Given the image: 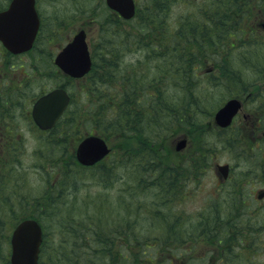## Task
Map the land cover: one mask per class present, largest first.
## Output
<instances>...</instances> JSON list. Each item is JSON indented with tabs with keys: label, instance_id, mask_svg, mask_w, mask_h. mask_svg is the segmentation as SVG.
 Segmentation results:
<instances>
[{
	"label": "rangeland",
	"instance_id": "374dc122",
	"mask_svg": "<svg viewBox=\"0 0 264 264\" xmlns=\"http://www.w3.org/2000/svg\"><path fill=\"white\" fill-rule=\"evenodd\" d=\"M6 2L0 0V5ZM135 2L141 16H137L135 21L122 20L119 26L115 25L129 36L124 40L127 49L119 52L118 62L113 61L111 54L102 58L111 68L101 72L97 80L100 82L109 77L114 82L110 86L97 84L104 88L99 99L107 103L110 98L119 99L125 94L127 85L133 82L135 91L128 96L131 110L140 102L143 112L146 110L144 116L153 115L152 102L161 97L170 106L167 112H160V118L170 120L171 113L174 115L181 108L188 113L189 123H177L172 119L166 124V129L155 122L156 118L151 122L144 120V116L137 119L141 123L142 135L147 137L145 141L153 140V143H144V147H149L146 149L148 154H153L149 162L179 163V171L183 165L184 172L177 174L176 182L168 190L148 185L150 181L143 185V190H129L138 183L126 167L119 170L118 180L107 187L97 181L98 174L91 173L90 169L85 172L74 170L70 180L65 181L63 174L67 171L63 168L64 162H77L76 147L88 134L100 136L111 148L110 154L99 162L145 160L138 158L141 157L139 153L122 149L120 139L128 135L120 130L115 133L113 124L105 126L102 123V119L113 113L110 104L100 108L101 111L107 110L109 115L105 117L98 114L96 118L93 112L88 111L98 99L97 93L94 95L89 90V76L93 73L70 79L64 72L56 76L54 72L46 71L49 69L46 66L54 62L55 54L80 29L87 32L92 59H98L97 49L102 53L105 51L107 44L102 46V43L108 35L107 29L103 32L99 23L91 21L95 15L103 19L108 17L107 11L110 10L105 0H37L42 25L35 51L10 56L0 47V162H4L0 168L6 171V175L11 162V209L8 184H5L0 192V219H4L0 224L1 231L6 233L10 225V212L12 228L17 219L34 211V205L28 198L22 199L24 196L32 198L45 191L47 196L51 193V201L59 199L62 203V189L67 208L75 215L76 222L84 215L94 219L101 216L105 219L103 224L110 228L123 226L121 241H124L128 235V222L135 221L136 232L146 237L147 244H153L162 256H166L165 250H172V256L192 258L193 264H207L208 259L217 254L218 246L206 236L192 242L186 231H182V238H177V241L170 239L171 245L155 242L170 227L189 230L192 225L201 230L200 221L202 218L205 220L206 214L212 215L209 218L217 214L210 210V206L214 201L219 203L220 199L224 210L218 213L224 221L237 218L245 226L244 233L233 238L237 244L238 262L244 258L264 261V198L258 200L256 197L257 192L264 189V27H258L255 18L264 19V0H248L244 14L230 16L225 24L233 31V36L224 39L216 36L221 28L219 14L222 15L224 10L221 0H165L161 17L151 16L153 22H147L149 29L155 30L152 34L137 31L135 23H144L142 13H150L153 6L147 0ZM94 11L96 13L88 15ZM206 26L210 27V37L200 30ZM192 27L196 28L194 32H191ZM133 33L138 36L136 42H132L130 35ZM38 58L39 62L47 65H36ZM221 63L222 66L226 64L230 71L225 69L228 71L225 74L219 71ZM57 85L72 95L68 113H64L54 129L48 132L39 130L32 120L30 123L31 103L38 94ZM231 97L241 99L242 109L229 126L220 128L215 122V114ZM69 123H73V127L66 131ZM182 140L187 145L177 149ZM129 143L135 144L137 140ZM144 147L140 146L141 149ZM196 159H200L198 161L202 164L199 171L192 169L191 161ZM216 163L231 166L225 184L218 182ZM63 181L66 183L62 184ZM73 182L77 190L72 195L69 183ZM229 194L234 206L228 204ZM239 200L243 205H239ZM58 216L62 217L60 211ZM163 218L165 222L170 221V227L160 226ZM39 221L44 225L46 239L52 236L59 239L54 221L47 217ZM241 246L248 250L240 251ZM0 248L4 258L9 250V242L5 238H2ZM171 262L178 263V260L172 258Z\"/></svg>",
	"mask_w": 264,
	"mask_h": 264
},
{
	"label": "trees",
	"instance_id": "16d2710c",
	"mask_svg": "<svg viewBox=\"0 0 264 264\" xmlns=\"http://www.w3.org/2000/svg\"><path fill=\"white\" fill-rule=\"evenodd\" d=\"M147 1L149 5L153 7L150 8V13H142L144 23H140L138 25L137 23H135V26L136 28H138L136 29L137 31L152 34L155 30L149 29V27L147 26V22H153V20L150 19L152 18L151 16L160 18L161 13L166 5L164 4L165 0ZM221 2V6L224 7V10L222 11V15L221 13L219 14L220 19H218V21H220L219 23H221V28L216 32V36L220 39L221 37L224 39L227 36H233V31H230V29H227L226 27V20L230 16L244 14L243 10L247 5L248 0H221ZM233 10L234 12L231 15V12ZM107 12L109 15L104 19L98 17L97 15L93 16V20L91 19L92 22L95 21L100 24V26L103 28V32L107 29L106 32L108 35H106V40L102 43V46L107 44L105 51L102 53L100 49H97L99 50L98 59H96V57L95 60L93 59V67L90 71V74H93L89 76V90L90 92H93L94 95L97 93L98 99L93 103V107L88 111L93 112L96 118L98 117V114L100 115V117H105V115H109L106 112L107 110L101 111L100 108H102L104 104H110L109 107L113 110V113L105 120L102 119L101 121H106L105 123H102L105 124V126L107 124H113L115 128H112V130L115 133L121 131L123 134L128 135L125 138L120 139L123 143L122 149L139 153L141 157L138 158L144 159L145 162H102L99 165H96V167L92 168L80 166L79 164H77V162H64L63 168L65 171H67L63 174L64 179L66 182L70 180L71 174H73L74 170L85 172L86 169H90L91 173L93 172L98 174L97 181H99L104 187H107L115 180H118L120 176L119 170H121L123 167H126L129 173L132 175L133 179L138 183L134 188H131L129 190H143V185L148 181H150L148 185L160 187L163 190H168L173 182H176L177 174L180 173L182 175V173L184 172V166L181 165V170L179 171V168L177 167L179 163L149 162L153 155L151 156V153L148 154L146 149L149 147H144V143L147 145L149 142L153 143V140L149 138V140L147 139V142L145 141V138L147 137H145V135L142 136L141 129L139 128L141 123L139 121L137 122V119L139 117L142 116L143 118L146 110L145 112H143V104L132 106V110L129 107L131 103H129L128 96L135 91L134 83L131 82V84L127 85V88L124 91L125 94L119 97V99L111 100L110 98L108 100V103L104 102L102 99H99V97H101L99 93L104 94V88H100L97 84L100 83L106 86H110L114 82V79L111 81V78L109 77H105L104 79H101L100 82H98L97 77L99 78L101 76V72H107L111 68V65L107 64V60H104L102 58H105L108 54H111L113 61L118 62L120 56L119 51L124 52L127 49V44L124 40L125 38L129 37L125 36V34L120 29L118 30L116 27L119 26L118 24L123 19L116 16L112 11ZM94 13L96 12L94 11L91 14L89 13L88 15H92ZM137 16H141V13L138 11V9L135 13V16L133 17L134 19L132 18L130 20L135 21ZM112 27H115L116 30H114ZM194 28L195 27H192L191 32H194ZM200 30H202V32L204 33L203 35H206V37H210V27H200ZM130 36L132 42H136V38H138L137 34L133 33V35L131 34ZM114 48L117 50L112 53ZM111 64L115 67H118V65L115 63ZM222 64L223 63H221L219 66V71L224 74L225 72H228L225 71V69L230 71L229 67L226 64H224V66H222ZM93 70L95 72H92ZM115 73L116 71L114 70L113 74ZM124 79L125 78H122V80ZM152 105L153 111L155 110L153 115L147 114L146 117L144 116V120L146 118L151 122L156 118L155 122H157L159 126L161 125V128H165L167 123H171L172 119L177 123H187L189 121V117L187 115L188 113L184 112L182 108L177 110L174 115L173 113H171L172 116L169 117L170 120L160 118L158 116L160 112H167V108L170 106V104L168 102H165L161 97L155 98L154 102H152ZM64 113H68V108ZM193 121L194 119L192 117L191 123H193ZM71 124L73 123L68 124L66 131L70 130L73 127ZM103 124L101 125L103 126ZM128 126L131 127L129 128ZM125 127H128L129 129H125ZM172 130L173 129L170 128V131ZM187 134L190 133L187 132ZM134 140H137V143H129L134 142ZM140 146L144 147V149H141ZM151 146L154 147V145H150V147ZM200 159L191 161L193 162L192 169L194 171H199L201 169V161H198ZM66 182L63 181L62 184ZM69 186L71 187V193L73 195V193H75L74 191L77 190L75 189V182L69 183ZM231 191L233 192L232 189ZM60 194V198L64 197V199L61 201L62 203H59V199L57 201H51V193L50 195L46 196V199L44 197H42L41 199L40 196L37 198H33V202L37 206L35 213L41 218L47 217L50 218V220L54 221V223L56 224L54 226L58 228L56 231H58V234L60 235L58 240H56L52 235L51 239L44 238L39 257V264H190V262L193 260L192 258H185L183 256H172L174 255V252L172 250H170V252L168 250H165L166 256H162L159 253L158 249L153 247V244H147L148 242L146 237L141 236L139 232H136L135 221H129L127 224V243L126 239L124 241H121V236L123 233V226L121 224L119 226H113V228H110L108 224L107 226L103 224L105 219L101 216L94 219L91 216L85 215L78 222H76L74 218L75 215L71 214L70 210H68L67 208V204L65 201L66 196L63 194L62 189L60 190ZM225 200L227 199L225 198ZM242 203V200H239L240 206L243 205ZM59 204L64 206V208ZM228 204L234 206V201L231 197V194H229L228 197ZM236 207H238V205H235V208ZM142 210L144 209H141V211ZM210 210L216 211L217 214L212 218H209L212 215L206 214L205 220L202 218L199 223L201 230L193 228L192 225L191 229L189 230L183 228L179 230L173 229L170 227L171 225H169L170 221L167 220V222H165V218H163L160 222V226L163 228H170L166 234L160 236L161 238H159L155 242V244L165 242L166 244L171 245L169 244L170 239L177 241V238H182L180 236L181 232L186 231L188 238L192 242L197 241L202 236H206L215 241V244L218 246L217 254H213L208 259L207 264H237L238 258L235 252V247L237 244L233 242V238H235L237 234L242 235L244 233L245 226H243L244 224L237 218L229 219L227 222L224 221V218L221 217L218 213V211L221 212V210H224V208L220 204V199L219 203H216L214 201V203L210 206ZM59 211L62 217L58 216ZM52 227L53 225L51 226V228ZM137 227L142 228L141 226ZM238 242L240 243V240H238ZM134 244L136 247H134ZM245 249L248 250L247 247L241 246L240 251H245ZM172 258L174 260H178V263L171 262ZM238 263L264 264V261H249V259L244 258L241 262Z\"/></svg>",
	"mask_w": 264,
	"mask_h": 264
},
{
	"label": "water",
	"instance_id": "95a60500",
	"mask_svg": "<svg viewBox=\"0 0 264 264\" xmlns=\"http://www.w3.org/2000/svg\"><path fill=\"white\" fill-rule=\"evenodd\" d=\"M106 4L117 10L123 17L134 14V0H106ZM38 27V18L34 0H11L9 7L0 12V39L17 52L31 46ZM57 65L71 76H81L87 72L91 60L85 41L84 30H79L72 40L57 54ZM69 95L63 88H55L34 103L32 116L41 128L51 127L66 108ZM240 103L236 99L227 101L215 114V122L221 126L230 123ZM185 144L182 140L177 149ZM105 140L96 134L86 135L76 147V158L82 164H93L109 152ZM227 165L218 169L225 173ZM260 196V195H259ZM41 243V228L33 219H25L17 224L11 235V264H38V252Z\"/></svg>",
	"mask_w": 264,
	"mask_h": 264
},
{
	"label": "flooded vegetation",
	"instance_id": "af4514ba",
	"mask_svg": "<svg viewBox=\"0 0 264 264\" xmlns=\"http://www.w3.org/2000/svg\"><path fill=\"white\" fill-rule=\"evenodd\" d=\"M9 2H10V0H7V2L5 3V4H3L2 6L0 5V11H2V10H4V9H6L7 7H8V5H9ZM36 11H37V13H38V16H39V19H40V14H39V10H38V5H37V1H36ZM256 18V22H257V26L258 27H261V29H263L262 27L264 26V19H262L263 17H255ZM41 25H42V22H41V19H40V21H39V27H38V30H37V33H36V35H35V39H34V42H33V45H32V47L29 49V50H27V51H25L24 53H20V54H31V53H33L34 51H35V49H36V41H37V38H38V35H39V32H40V29H41ZM0 47H2L3 49H4V51H5V53H7L8 55H12V56H17V55H19V54H15V53H12L11 51H9V50H7L3 45H2V43L0 42ZM36 61H38V63H36V65H39V63L41 64V65H43V67H45L47 64H45V63H43V62H39V58H38V60L36 59ZM53 61H54V59H53ZM46 68H49V69H47L46 71L47 72H54L55 73V75L56 76H58L59 75V73H61L62 71H61V69L59 68V67H57L56 66V64L53 62L50 66H46ZM46 72V73H47ZM61 74H63V73H61ZM61 76V75H60ZM61 79H62V77H61ZM59 85H57V86H54V87H58ZM53 88V87H52ZM52 88H50V89H52ZM50 89H48V90H50ZM44 92H47V90H45ZM44 92H42V93H40V94H38V96L39 95H41V94H43ZM37 96V97H38ZM36 97V98H37ZM35 98V99H36ZM34 99V100H35ZM32 104H33V102L31 103V106H30V110H29V117H30V123H31V120H32V117H31V107H32ZM262 114H264V112L262 113ZM32 123L34 124V127L35 128H38L37 127V125L33 122V120H32ZM39 129V128H38ZM40 130V129H39ZM52 130V129H51ZM43 131V130H42ZM48 131H50V130H48ZM48 131H46V132H48ZM263 131V133H264V129L262 130ZM0 163H2V162H0ZM9 172H8V174L6 175V171H4V170H1L0 169V192H1V190H3L5 187H4V185L5 184H8V194H9V208L11 209V162H9ZM222 181H224V180H220V182H222ZM1 216V215H0ZM4 222V219H0V224H2ZM9 223H10V225H11V212H10V217H9ZM10 225H9V227H10ZM9 227H8V229H9ZM7 229V230H8ZM2 238H5V240L6 241H8L9 240V234L7 233V231H6V233H4V231H1V228H0V242H1V240H2Z\"/></svg>",
	"mask_w": 264,
	"mask_h": 264
},
{
	"label": "bare ground",
	"instance_id": "6f19581e",
	"mask_svg": "<svg viewBox=\"0 0 264 264\" xmlns=\"http://www.w3.org/2000/svg\"><path fill=\"white\" fill-rule=\"evenodd\" d=\"M84 3V2H83ZM218 4V3H217ZM89 5V4H88ZM45 7V6H44ZM57 8V7H56ZM163 9V8H162ZM157 16V15H156ZM118 19V18H117ZM134 19V18H133ZM117 24V23H116ZM122 25V24H121ZM253 32V31H252ZM121 39V38H120ZM93 44V43H92ZM117 50V49H116ZM120 50V49H119ZM113 52V51H112ZM115 52V51H114ZM120 52V51H119ZM124 54V53H123ZM155 57V56H154ZM157 59V58H156ZM155 60V59H154ZM159 60V59H158ZM120 63V61H119ZM193 74V73H192ZM118 76V75H117ZM169 77V76H168ZM172 78V77H171ZM176 81V80H175ZM138 91V90H137ZM170 91V90H169ZM97 92V91H96ZM174 94V93H173ZM11 101V100H10ZM139 104V103H138ZM101 105V104H100ZM156 108V106H155ZM4 115V114H3ZM94 117V116H93ZM146 117V116H145ZM141 118V117H140ZM140 122V121H139ZM145 124V123H144ZM150 124V123H149ZM143 125V124H142ZM144 126V125H143ZM234 127V126H233ZM144 131V130H143ZM80 132V131H79ZM142 134V133H141ZM143 136V135H142ZM219 145V144H218ZM23 147V146H22ZM34 147V146H33ZM206 148V147H205ZM162 151V150H161ZM74 154V153H73ZM134 155V154H133ZM153 155V154H152ZM71 158V157H70ZM155 158V157H154ZM35 160V159H34ZM66 160V159H65ZM138 161V160H137ZM127 162V161H126ZM166 162V161H165ZM51 206V205H50ZM41 209V208H40ZM53 215V214H52ZM40 220V219H39ZM51 223V222H50Z\"/></svg>",
	"mask_w": 264,
	"mask_h": 264
}]
</instances>
